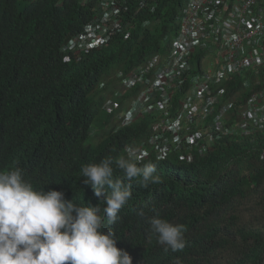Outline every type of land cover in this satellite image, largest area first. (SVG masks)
Masks as SVG:
<instances>
[{"label":"clouds","instance_id":"clouds-1","mask_svg":"<svg viewBox=\"0 0 264 264\" xmlns=\"http://www.w3.org/2000/svg\"><path fill=\"white\" fill-rule=\"evenodd\" d=\"M157 6L158 0L152 11ZM130 7V11L135 8ZM152 11H138L131 33L139 15ZM131 33L112 39L122 36L126 40ZM172 41H166L168 51L150 54L127 73L118 70L99 85H115L114 96L103 104L104 111L113 116V131L134 129L131 137L137 138L135 125L151 120L145 138L124 143L117 151L119 156L108 153L97 162L82 165L79 176L72 178L65 191H45V184L34 185L19 167L0 170V264L259 263L244 261L234 248L187 236L183 225L154 216L151 207L142 206L144 199L139 190L144 187L154 193L157 187L161 192L164 171L172 181L171 189L181 197V208L188 206L204 218L217 217L234 232L242 224L264 223V183L260 185L253 176L254 159L247 156L248 166L242 171L236 162L216 161L220 172L215 183H208L200 168L201 162L213 160L209 156L220 141L255 140L264 134V77L260 75L264 63L239 73L224 71L214 82L205 76L208 69H219L214 47L210 44L211 49L199 51L194 48L191 72L166 102L156 91V87L165 86L164 81L148 67L154 57L165 59ZM102 47L83 52L79 59L68 51L72 59L79 61ZM234 77L245 80L241 90L231 93L227 84H232ZM260 92L257 103L248 107ZM240 95L244 97L242 108L237 105ZM126 96L127 108L122 110L123 105L118 106L117 101L123 102ZM184 166L199 169L197 181L190 179ZM117 169L123 173L116 178ZM134 228L143 232L133 235Z\"/></svg>","mask_w":264,"mask_h":264},{"label":"trees","instance_id":"trees-1","mask_svg":"<svg viewBox=\"0 0 264 264\" xmlns=\"http://www.w3.org/2000/svg\"><path fill=\"white\" fill-rule=\"evenodd\" d=\"M185 1L158 0L154 11L139 15L128 39L116 37L76 61L65 45L91 17L89 6H82L79 0H0V170L19 167L34 185L45 184V191H65L82 165L97 162L108 153L119 156L124 143L145 138L151 120L135 125L137 138L131 137L134 129L113 131V116L104 111L103 104L114 96L115 85H99L118 70L127 73L150 54L168 51L169 32L176 35ZM260 71L264 77V68ZM244 80L232 78L229 91L241 90ZM126 100L127 96L123 102L117 101L122 110L127 108ZM243 101L240 95V108ZM263 152L264 134L255 140L224 139L209 156L213 160L201 162L200 168L208 183H215L220 172L216 161L236 162L242 171L249 156L256 161L252 172L261 185ZM184 169L197 181L199 169ZM122 173L117 169L114 177ZM161 178L164 196L157 187L154 193L144 187L139 190L142 206L151 207L152 215L183 225L187 236L234 248L244 261L264 264V223L242 224L234 232L217 217L204 218L188 206L181 208V197L171 189V179L164 171ZM142 232L132 230L133 235Z\"/></svg>","mask_w":264,"mask_h":264},{"label":"built area","instance_id":"built-area-1","mask_svg":"<svg viewBox=\"0 0 264 264\" xmlns=\"http://www.w3.org/2000/svg\"><path fill=\"white\" fill-rule=\"evenodd\" d=\"M88 3L92 16L83 25L68 48L76 59L83 52L100 48L117 35L128 37L140 10L152 11L156 0H79ZM133 3V4H131ZM130 5L135 8L130 11ZM219 69L205 76L217 82L224 71L241 72L264 63V0H187L179 20V29L164 60L150 61L165 86L156 91L167 102L191 72L193 49H211ZM209 46V47H208ZM197 51V52H198ZM262 93L255 95L253 107ZM249 116L252 108L249 109Z\"/></svg>","mask_w":264,"mask_h":264},{"label":"rangeland","instance_id":"rangeland-1","mask_svg":"<svg viewBox=\"0 0 264 264\" xmlns=\"http://www.w3.org/2000/svg\"><path fill=\"white\" fill-rule=\"evenodd\" d=\"M172 28H174V26L172 25ZM173 37H174V31H170L169 32V38H171V40L173 39Z\"/></svg>","mask_w":264,"mask_h":264},{"label":"bare ground","instance_id":"bare-ground-1","mask_svg":"<svg viewBox=\"0 0 264 264\" xmlns=\"http://www.w3.org/2000/svg\"><path fill=\"white\" fill-rule=\"evenodd\" d=\"M142 205V204H141ZM141 205H139V206H141Z\"/></svg>","mask_w":264,"mask_h":264}]
</instances>
